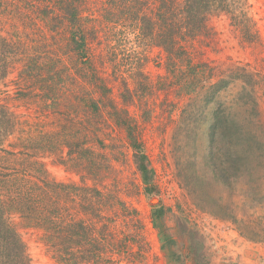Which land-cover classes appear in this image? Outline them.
<instances>
[{
    "label": "rangeland",
    "instance_id": "rangeland-1",
    "mask_svg": "<svg viewBox=\"0 0 264 264\" xmlns=\"http://www.w3.org/2000/svg\"><path fill=\"white\" fill-rule=\"evenodd\" d=\"M165 1L174 6L184 0ZM245 2L259 30V41L241 29L242 22L239 24L222 14L213 15L208 30L190 46L192 50L195 47L202 51L205 59L225 61L253 75V84L247 87L252 88L253 97L246 113L249 118L253 116L250 151L239 146L223 159L227 166L233 163L228 172L230 181L226 182L213 172L212 177H207L208 166L214 163L211 146L204 144L200 155L194 157L192 152L182 149L181 132L176 125L190 100L171 85L163 87L159 77L164 72L161 63L164 54L155 45V38L148 34V23L141 17L147 14L148 18H154L156 6L163 0L162 3L161 0H78L77 5L69 8L63 0H0V39L5 38L16 46L28 45L33 50L28 48V51L34 53L32 59H26L19 67H14L17 60L15 53H11L10 60L16 64L8 69L4 79L0 77V99L15 112L19 123L15 127L18 133L9 141L0 139V147L31 151L32 142L45 145L48 150L42 153L44 156L35 158L39 165L33 163V166L67 186L59 198L61 212L87 221L104 212L110 225L117 221L118 245L104 246V257L98 264H167L158 231L151 221L152 205L159 201L169 209L165 220L169 232L178 241L177 246L187 255V264H264V0ZM73 9L84 27L83 49L72 43L75 30L72 31V26L77 22L70 20L72 15L68 21L63 17L62 11L73 12ZM35 37L49 40L50 47L58 51L60 79L58 68L53 67L48 56L36 53ZM42 45V53L50 50L48 42ZM3 46H0V66L2 57L9 56L10 50ZM38 56H43L42 68L32 63L33 59L38 61ZM68 74L75 77L72 82L70 77H65ZM94 80L98 83L92 98L109 104L112 118L106 148L95 145L108 158V166L96 176L87 167H84L86 173H79L87 163L81 158V146L76 145L90 115L83 109L84 98L80 93L86 87L91 97ZM65 83L67 88H60ZM53 85L58 88L57 93ZM241 85L239 81L231 83L227 98L236 95ZM50 86L53 93L47 95L44 90L49 91ZM70 113L74 122L65 127L70 124ZM113 116L121 125L115 123ZM124 120L130 122L145 145L156 170L159 197L148 198L143 194L127 130L121 123ZM43 134L50 140L43 139ZM214 158L220 159V155L214 154ZM241 167L240 176L237 169ZM200 175L206 177L203 186L198 185ZM100 183L106 184L112 195L103 198L95 208L85 209L91 206V201H98L99 194L92 195L89 191L90 200L82 204L76 194L67 193L72 185L98 187ZM22 233L32 264H69L53 258L39 240L41 232L22 230Z\"/></svg>",
    "mask_w": 264,
    "mask_h": 264
},
{
    "label": "trees",
    "instance_id": "trees-1",
    "mask_svg": "<svg viewBox=\"0 0 264 264\" xmlns=\"http://www.w3.org/2000/svg\"><path fill=\"white\" fill-rule=\"evenodd\" d=\"M63 3H66V7H68L77 5L78 0H65V2L63 0ZM156 8L157 13L154 18H148L147 14L141 17L145 23H148V34L155 38V45L160 47L164 54L161 59L164 72L160 73V81L165 89L171 85V88H175L178 94L188 96L190 100L182 109L176 125V129L181 132L182 149L192 152L194 157L200 155L204 144L211 146L214 163L213 166H210L209 161L207 162L209 165L207 177H212L213 172L215 176H222L228 182L230 181L229 167L233 163L227 166L223 159L239 146H245L246 149L243 151H250V142L253 138V124L251 123L253 116L249 118L246 113L248 107L253 103V97L250 91L252 88L247 89V87L253 84V75L241 67L232 66L230 63L229 66L225 61L215 60L216 62H213L205 59L202 51L196 50L195 47L192 50L190 46L208 30V23L213 15H228L235 22L239 24L242 22L241 29L256 39L259 38L258 41L260 40L259 30L249 14L245 0H184L174 6L163 0V3L157 5ZM62 13L64 20L68 21L69 16L72 15L73 19L70 18V20L77 22L75 27L72 26V31L75 29L72 32V43H75L78 49H83L86 41L82 30L83 24L78 22L77 11L73 9V12L66 10ZM135 15L139 19L140 13L137 12ZM78 32L79 38H77ZM40 37H35L36 39L33 40L35 48H38L36 53L48 56L53 67L56 65L58 68L60 79V68L57 63L58 51L54 47H50L49 40ZM0 41V46L5 44L3 47L7 48L6 46H8L10 49L9 56L4 55L1 60L0 77L4 79L9 74L8 69L16 64L15 61L10 60L11 53H15L17 60V65L14 67H19L26 59H32L31 54L34 53L28 51L31 48L28 45L18 44L16 46L5 38H1ZM47 42L49 46L47 49L50 48V50L46 52L45 49L42 53L41 48L44 47L42 44L47 45ZM42 57L38 56V61L33 59L32 63L42 68ZM65 77H70L71 82L75 79L69 74ZM236 81L242 83L240 91L228 99L227 97L231 94L230 84ZM91 83L93 85L91 97L88 96L86 87L80 93L84 98L81 101L83 109L87 110L86 112L90 115L84 131L78 136L81 141L76 145L81 146L82 150L85 149L80 153L83 155L81 158L86 159L84 161L87 163L81 170L79 169V173L82 175L86 173L84 167H87L96 176L104 172L108 166V158L105 156V152L97 151L95 145L98 144L103 149L106 148L111 125L110 119L112 118L108 112L109 104L103 100L92 98L94 87L98 82L94 80ZM67 86L66 83L60 84L62 89H66ZM52 88L56 93L59 91L55 85ZM52 88L49 87L50 92L45 89V93L52 94ZM59 97L58 93V100ZM112 107L114 111L117 110L113 103ZM23 118L25 119V116ZM68 118H70L68 119L70 124L65 127L74 122L71 119V113ZM113 119L116 121L115 123L121 125L116 116H113ZM121 123L127 130V138L133 151V161L143 184V194L148 198L159 197L161 191L156 180V170L144 143L135 134L134 127L130 122L124 120V123ZM16 126L19 127V123L15 119V112L0 99V139L2 142L11 140L12 135L18 133L15 130ZM205 134L206 137L203 139ZM34 138L37 140L35 136ZM42 138L50 140L45 134L42 135ZM31 145V151H14L15 148L5 150L0 147V264H32L29 247L22 230L41 232L43 235L39 240L58 261L69 264H92L94 261L98 264L104 257L102 254L106 249L104 246L118 245L116 239L117 221L110 225L109 217L105 216L104 212L96 213L90 221L82 219V217L75 216L73 218L63 214L60 210L59 198L62 195L61 191L67 190V186L52 176L50 177L46 171L33 166V163L35 166L39 165L35 158L44 156L42 153L48 149L45 145L41 146L37 142H32ZM9 146L13 147L14 145L10 144ZM89 151L92 152V156H89ZM214 154L220 155V159L214 158ZM9 161H11L10 164ZM237 171L240 176L243 174L242 167ZM204 175L206 176V174ZM204 175L198 176V181H200L198 185L203 186L202 182L206 181ZM69 187L70 191L67 193L76 194L82 199V204L84 201L90 200L89 191L92 195L96 193L100 195L98 201H91V206H87L85 209L95 208V205L101 203L103 198L112 195L108 193L106 184L102 183L98 184V187L75 185ZM104 194H106L105 197ZM51 200L55 201L49 204ZM167 210L169 209L164 207L160 201L152 205L151 221L153 227L158 231L160 249L167 264H187V255H184L179 249L178 241L169 232L165 220Z\"/></svg>",
    "mask_w": 264,
    "mask_h": 264
}]
</instances>
